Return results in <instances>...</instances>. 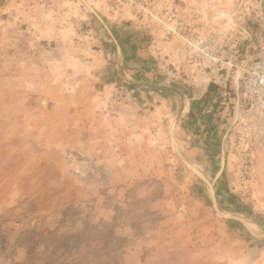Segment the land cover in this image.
I'll list each match as a JSON object with an SVG mask.
<instances>
[{
	"label": "rangeland",
	"instance_id": "obj_1",
	"mask_svg": "<svg viewBox=\"0 0 264 264\" xmlns=\"http://www.w3.org/2000/svg\"><path fill=\"white\" fill-rule=\"evenodd\" d=\"M247 1L0 0V264H264Z\"/></svg>",
	"mask_w": 264,
	"mask_h": 264
},
{
	"label": "built area",
	"instance_id": "obj_2",
	"mask_svg": "<svg viewBox=\"0 0 264 264\" xmlns=\"http://www.w3.org/2000/svg\"><path fill=\"white\" fill-rule=\"evenodd\" d=\"M247 4L246 12L259 26V36L253 42V55L241 77L242 97L247 110L264 121V0H248Z\"/></svg>",
	"mask_w": 264,
	"mask_h": 264
},
{
	"label": "trees",
	"instance_id": "obj_3",
	"mask_svg": "<svg viewBox=\"0 0 264 264\" xmlns=\"http://www.w3.org/2000/svg\"><path fill=\"white\" fill-rule=\"evenodd\" d=\"M213 85L212 86H210V88L208 89V92L206 93V96H205V98L203 99V100H206V99H208V98H210V96H211V93H212V91H213ZM201 103V101H198V100H196V101H193V107H196L197 105H199ZM207 116V121H208V123H210L211 122V120H212V114H207L206 115Z\"/></svg>",
	"mask_w": 264,
	"mask_h": 264
}]
</instances>
